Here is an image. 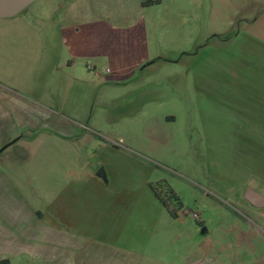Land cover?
<instances>
[{"label": "crops", "instance_id": "1", "mask_svg": "<svg viewBox=\"0 0 264 264\" xmlns=\"http://www.w3.org/2000/svg\"><path fill=\"white\" fill-rule=\"evenodd\" d=\"M35 1L12 15H0V264H162L145 253L148 243L139 244L148 229L140 212L125 207L117 212L115 199L99 179L98 192L83 195L81 180H67L65 164L34 155L76 147L72 139L79 132L70 123L88 114L94 88L90 73L96 68L140 70L165 53H189L190 36L178 48L170 41L171 48L164 49L160 41L162 52L149 49L143 16L169 0ZM175 6L168 3V18L161 22L177 25ZM222 42L228 45L225 52L214 48L211 56L207 47L188 70L198 117L207 125L202 130L207 155L215 162L209 122L237 123L236 135L255 142L251 148L237 146V158L231 160L235 169L221 178L240 186L242 196L247 188L264 196V38L237 32ZM85 85L84 109L79 97L85 96ZM166 119L173 121L174 116ZM95 175L107 182L103 169ZM36 185L44 189L36 191ZM258 215L264 218V211ZM245 219L246 227H234L236 245L252 252L248 264H264V221ZM208 233L203 228V236ZM223 245L215 248L218 256L204 252L196 257L194 252L183 264H237L240 256L234 258L228 244ZM222 255L232 259L223 260Z\"/></svg>", "mask_w": 264, "mask_h": 264}, {"label": "rangeland", "instance_id": "2", "mask_svg": "<svg viewBox=\"0 0 264 264\" xmlns=\"http://www.w3.org/2000/svg\"><path fill=\"white\" fill-rule=\"evenodd\" d=\"M168 3L177 5V25L161 22L168 18ZM143 20L151 51L162 52L160 41L164 49L171 48L170 41L176 48L184 46L188 33L190 52L176 56L175 52L165 53L130 73L96 68L90 73L94 88L88 114L83 121L70 123L79 132L72 139L76 147L67 145L65 153L34 157L65 164L67 180H81L83 195L97 193L95 181L99 179L115 199L117 212L124 207L140 212L151 229L135 242L148 243L145 253L159 257L162 264H183L188 257L204 252L218 256L215 248L219 243L224 247L228 244L234 258L240 256L237 264H248L252 252L238 248L234 227H246L247 216L262 223L264 218L258 213L264 208L249 205L242 188L221 177L225 171H234L235 162L231 160L237 158V146L251 148L255 138L237 136L235 122L212 120L209 129L216 160L210 162L202 131L206 124L198 117L188 70L189 64L204 57L207 50L211 56L214 48L225 52L228 45L222 39L231 34L246 32L264 38V0H169L147 10ZM83 76L86 80V74ZM84 90L85 96L79 98L85 109L86 85ZM167 115L174 116V120L166 119ZM99 169H103L107 182L95 175ZM150 186L175 215L163 207ZM34 188L42 191L44 185ZM192 212L198 213L197 219ZM88 215L86 208L84 219ZM131 222L138 231L137 218H131ZM203 228L209 232L206 237ZM221 258L230 262L232 256Z\"/></svg>", "mask_w": 264, "mask_h": 264}, {"label": "water", "instance_id": "3", "mask_svg": "<svg viewBox=\"0 0 264 264\" xmlns=\"http://www.w3.org/2000/svg\"><path fill=\"white\" fill-rule=\"evenodd\" d=\"M28 1L29 0H0V15H12L22 9ZM98 175L103 177L101 172L98 173ZM243 197L254 207L264 206V196L251 188H247L244 191Z\"/></svg>", "mask_w": 264, "mask_h": 264}, {"label": "trees", "instance_id": "4", "mask_svg": "<svg viewBox=\"0 0 264 264\" xmlns=\"http://www.w3.org/2000/svg\"><path fill=\"white\" fill-rule=\"evenodd\" d=\"M160 0H147V1H145L147 4H156V3H158ZM182 54H184V53H182ZM152 187V186H151ZM152 189L155 191V189H154V187H152ZM170 195H171V197L174 199V200H176L177 202H178V197L172 192V191H170ZM155 194L157 195V197H159V199L161 200V202L163 203V205L168 209V211L172 214V215H175L174 214V211L173 210H171L170 208H169V206H168V203L165 201V199H163L162 197H160L159 196V194L155 191Z\"/></svg>", "mask_w": 264, "mask_h": 264}, {"label": "built area", "instance_id": "5", "mask_svg": "<svg viewBox=\"0 0 264 264\" xmlns=\"http://www.w3.org/2000/svg\"><path fill=\"white\" fill-rule=\"evenodd\" d=\"M192 216H193V218L197 219L198 218V213L192 212Z\"/></svg>", "mask_w": 264, "mask_h": 264}]
</instances>
